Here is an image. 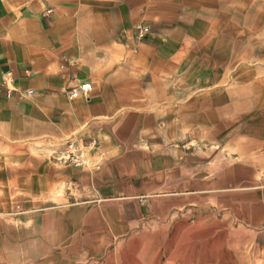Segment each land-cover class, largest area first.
I'll return each instance as SVG.
<instances>
[{
    "label": "rangeland",
    "instance_id": "1",
    "mask_svg": "<svg viewBox=\"0 0 264 264\" xmlns=\"http://www.w3.org/2000/svg\"><path fill=\"white\" fill-rule=\"evenodd\" d=\"M22 1L43 13L53 0ZM120 1L78 0V6L80 12L92 14V21L101 22L106 16L112 27H123L124 34L138 39L137 23L157 24L156 10L164 14L177 5L176 19L168 22L180 26L171 38L177 49L182 46V28L192 16L183 14L184 0ZM148 35L139 39L151 41ZM181 54L176 51L169 59L173 73L159 75L169 83L174 77L176 91L184 90L186 65ZM207 57L201 69L211 78L216 65ZM167 62L162 64L165 68ZM191 90L214 91L216 86L191 83ZM207 110L190 116L160 114L157 137L131 140L128 133L131 146L124 147L125 153L120 148L122 153L106 157L102 164L98 161L99 168L91 167L92 150L84 139L76 141L83 152L79 165L55 158L72 139L68 136L47 144L44 154L51 163L46 166L34 159L42 152L0 142V264H108L114 250L120 253L130 240L153 239L150 234L156 230H163L160 242L173 241L162 264L185 260L182 242L188 243L193 260L203 256L201 264H264V146L216 139L217 116L214 108ZM184 118L195 123L191 130ZM194 119H206V137L194 138L200 130ZM197 218L207 226L220 220L226 227L189 226ZM179 221L183 226L176 233L165 234ZM202 228L212 230L204 233ZM194 229L199 230L192 233Z\"/></svg>",
    "mask_w": 264,
    "mask_h": 264
},
{
    "label": "crops",
    "instance_id": "2",
    "mask_svg": "<svg viewBox=\"0 0 264 264\" xmlns=\"http://www.w3.org/2000/svg\"><path fill=\"white\" fill-rule=\"evenodd\" d=\"M183 2V14L192 16L177 49L171 33L177 36L180 26L168 22L176 19L177 5L155 11L159 19L148 41L112 27L106 16L92 21L78 0H53L43 13L22 0H0V76L11 71L13 87L8 96L0 86V142L42 152L33 158L46 166L48 143L68 136L80 148L76 141L84 139L91 167L99 168L98 161L131 146L128 133L131 140L157 137L160 114L190 116L214 108L216 139L264 146V0ZM176 51L186 65L183 91L174 89V77L170 83L159 77L160 71L173 73ZM207 52L216 65L211 78L201 69ZM82 81L91 82L87 96L68 98L66 88ZM191 83H213L216 90L192 91ZM183 120L191 130L195 123ZM195 122L200 130L194 138L206 137V119ZM203 223L197 218L189 226L226 227L216 219Z\"/></svg>",
    "mask_w": 264,
    "mask_h": 264
},
{
    "label": "bare ground",
    "instance_id": "3",
    "mask_svg": "<svg viewBox=\"0 0 264 264\" xmlns=\"http://www.w3.org/2000/svg\"><path fill=\"white\" fill-rule=\"evenodd\" d=\"M181 226H183V222L181 223V221H179L178 224H176L175 228L172 231L167 232L165 234L170 235L171 233L172 234L176 233L177 230L181 228ZM202 229H203L204 233L210 232L212 230V228H208L207 231L205 230L207 228H202ZM198 230L199 229H194V230H192V233H193V231H198ZM162 231L163 230H156V231L151 232L150 237L153 239H150V240L147 239L144 241V243H141L142 241L138 242L137 240H135V241L130 240L129 241L130 245L123 247V249L120 250V253L118 252L119 250H116V251L114 250L113 253H110L111 255L108 258V264H119V262H122V264H160L162 262V260L164 259V256L166 255V253L171 249L172 244H173L172 240L170 243H168V241H167V244L165 242H163V243L160 242L159 234H161ZM167 238H168V236H167ZM205 241H206V239H205ZM183 244L184 243L182 242L181 247L182 248L184 247L185 254H186L184 259L186 260V262H184L185 260L178 262V261H175L173 259H170V260L165 261L163 264H201V260H202L203 256L202 257L198 256V259L194 258V260H193L194 254L193 253L192 254L187 253V250H188L187 248H189L188 243H186L185 246ZM203 246L201 245L199 247L201 249V251L204 248ZM201 255H203V254H201ZM138 260H140V262H137ZM187 260H188V262H187Z\"/></svg>",
    "mask_w": 264,
    "mask_h": 264
},
{
    "label": "built area",
    "instance_id": "4",
    "mask_svg": "<svg viewBox=\"0 0 264 264\" xmlns=\"http://www.w3.org/2000/svg\"><path fill=\"white\" fill-rule=\"evenodd\" d=\"M135 34L138 38H142L151 32V25L146 22H139L135 25ZM24 72L29 74V69H25ZM0 86H3L6 91V95H10L13 90L12 87V75L11 71H5L0 76ZM91 82L82 81L78 84L69 86L66 88V95L68 98H75L78 96H87L91 90ZM28 93H32V89L27 90ZM55 158L58 161L66 164L79 165L83 159L82 153L72 140H67L62 148L55 153Z\"/></svg>",
    "mask_w": 264,
    "mask_h": 264
}]
</instances>
